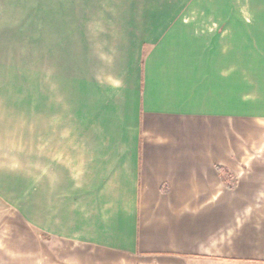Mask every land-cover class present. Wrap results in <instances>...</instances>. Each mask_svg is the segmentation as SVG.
I'll list each match as a JSON object with an SVG mask.
<instances>
[{"label":"crops","instance_id":"1","mask_svg":"<svg viewBox=\"0 0 264 264\" xmlns=\"http://www.w3.org/2000/svg\"><path fill=\"white\" fill-rule=\"evenodd\" d=\"M245 3L0 0V264H264L215 170L264 120Z\"/></svg>","mask_w":264,"mask_h":264},{"label":"rangeland","instance_id":"2","mask_svg":"<svg viewBox=\"0 0 264 264\" xmlns=\"http://www.w3.org/2000/svg\"><path fill=\"white\" fill-rule=\"evenodd\" d=\"M245 2L241 0V15H246ZM224 128L225 160L236 164L232 176L238 184L231 200H225V208L238 209L225 238L232 239L240 252L253 248L256 257L264 256V120L241 119L238 127Z\"/></svg>","mask_w":264,"mask_h":264},{"label":"trees","instance_id":"3","mask_svg":"<svg viewBox=\"0 0 264 264\" xmlns=\"http://www.w3.org/2000/svg\"><path fill=\"white\" fill-rule=\"evenodd\" d=\"M217 175L221 178L225 188L228 191H233L235 189V179L232 174L223 167H216Z\"/></svg>","mask_w":264,"mask_h":264}]
</instances>
